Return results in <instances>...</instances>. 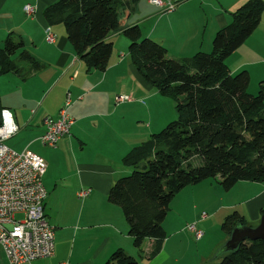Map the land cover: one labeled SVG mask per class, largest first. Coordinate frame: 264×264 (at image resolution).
<instances>
[{"label":"crops","instance_id":"crops-1","mask_svg":"<svg viewBox=\"0 0 264 264\" xmlns=\"http://www.w3.org/2000/svg\"><path fill=\"white\" fill-rule=\"evenodd\" d=\"M56 1H22L24 10L27 4H31L35 12L31 15L27 13L31 20L24 33L26 37L19 35L25 48L44 66L32 70L31 63L24 61L29 65H21L20 60L22 74L9 72L0 75V109L9 107L20 129L25 124L23 132L31 134L29 144H35L38 138L35 136L45 131L47 118L59 117L68 93L71 94L68 110L75 120L70 134L65 135L56 147L48 146L50 148H46L42 155L47 163L43 176L48 192L44 210L54 226L55 254L21 264H104L118 248L148 264L147 258L142 255L146 253L152 263L154 257L150 258L149 253L157 240L147 238L142 249H138L122 207L108 198L115 181L132 170L123 162V157L154 134L152 108L140 109L138 102L142 96H147V99L154 97L149 92L142 93L144 85L150 89L152 86L135 68L129 53L130 40L122 31L109 37L114 47L107 69L88 71L85 62L78 58L63 24L49 25L44 17L45 8ZM247 1L178 0L174 12L163 13L150 0H138L133 12L127 13L124 25L138 24L143 36L162 43L171 57L188 58L199 51L211 52L216 33ZM4 2L0 0V8ZM48 26L56 36L54 42L46 38ZM14 28L15 25L9 23L0 26V48ZM33 32L37 34L33 35ZM16 56L18 59V53ZM227 64L232 73L249 70V91L258 92L259 82L264 79V12L260 25L227 58ZM130 91L132 100L116 102L117 95L129 94ZM141 110L147 112L148 122L140 119ZM205 181L187 185L174 196L172 203L186 194L201 192ZM86 189L90 190L88 195L80 196V192ZM221 189H216L220 199L229 193H236V201L228 204V208H237L246 217L247 225L255 227L260 224L264 209V180H240L230 190ZM214 205L212 203L210 208L216 215L221 206ZM194 209L191 221H196L194 223L199 226L202 214L198 205ZM190 223L171 222L172 229L164 225L167 238L155 257L163 253L169 255L170 250L183 245V233L187 232ZM201 223L207 232L215 227V223L219 226L218 222ZM205 237L208 236L204 233L203 240L199 239L198 243L211 244L214 252L222 249L221 253L230 238L224 233L217 235L213 241L209 237L204 241ZM213 255L212 258L219 257L220 253ZM0 264H10L1 244Z\"/></svg>","mask_w":264,"mask_h":264},{"label":"trees","instance_id":"trees-1","mask_svg":"<svg viewBox=\"0 0 264 264\" xmlns=\"http://www.w3.org/2000/svg\"><path fill=\"white\" fill-rule=\"evenodd\" d=\"M137 1L57 0L45 8L44 17L49 25H65L88 71L107 69L114 47L109 37L122 31L131 41L129 53L138 73L152 87L176 97L178 119L123 157L133 171L117 179L108 196L122 207L138 249L147 238L157 240L152 258L167 238L164 221L172 199L184 187L218 176L226 190L240 180H264V79L258 92L251 93L249 70L232 73L227 64L260 25L264 0H249L237 9L216 33L211 52L180 59L171 57L162 43L144 37L138 24L124 25ZM12 33L0 48V75L21 73L20 60L31 63L32 70L44 66L25 48L23 38ZM239 225H247V219L235 210L222 231L231 236ZM220 256L219 264H264V239H245ZM104 264L144 263L118 248Z\"/></svg>","mask_w":264,"mask_h":264},{"label":"built area","instance_id":"built-area-1","mask_svg":"<svg viewBox=\"0 0 264 264\" xmlns=\"http://www.w3.org/2000/svg\"><path fill=\"white\" fill-rule=\"evenodd\" d=\"M161 8L163 13L174 12L178 0H150ZM31 15L35 12L31 4L25 6ZM47 40L54 42L55 34L51 27L46 28ZM132 100V95L119 94L116 102ZM71 94L61 108L59 117L47 118L46 129L40 137L45 145L56 147L60 140L70 134L74 118L69 113ZM20 127L13 111L9 107L0 109V244L3 246L10 264L32 262L38 258L51 257L55 254L54 226L48 220L44 202L48 196L43 183L47 163L43 156L28 149L21 152L6 144ZM89 189L82 190L80 196H86ZM20 215V216H19ZM207 213L202 214V218ZM197 240L204 236V231L196 223L188 225Z\"/></svg>","mask_w":264,"mask_h":264},{"label":"rangeland","instance_id":"rangeland-1","mask_svg":"<svg viewBox=\"0 0 264 264\" xmlns=\"http://www.w3.org/2000/svg\"><path fill=\"white\" fill-rule=\"evenodd\" d=\"M6 2L3 3V5L0 8V26H4L5 24L9 23L11 25H15V28L13 30V36H17L20 34L24 35L27 27L29 26V20H31L27 12L24 10L23 2L24 0H4ZM28 22V23H27ZM64 28L65 25L63 24ZM37 34L36 32H33V35ZM25 36V35H24ZM26 37V36H25ZM45 35L43 34V38ZM44 40H46L44 38ZM129 40V39H128ZM131 43V41H130ZM50 44V43H46ZM3 47V44L2 46ZM17 54L13 55L12 58L15 60L17 59ZM20 62V61H18ZM21 65L28 66L29 64L27 62L21 61ZM144 91L142 93L146 94L147 92L151 93V96H154L151 99H147V96H142L141 98H138L139 102V108L143 109L149 108V106L152 108L151 111L153 112L154 118H155V126L152 130L153 133L160 132L163 128H165L168 123L178 119V112L176 109L177 100L176 97H174L171 94H164L160 92L156 87H152L150 89L149 87L145 86ZM146 90V91H145ZM152 92H155L154 94ZM257 93V92H256ZM128 95H132L131 91ZM134 96H137V94H134ZM10 97H12L10 95ZM142 104V105H141ZM139 117L145 122H148V115L146 111H140ZM157 125V126H156ZM25 128V124L21 125V129L11 138L6 140V144L9 145L11 148L16 149V151H23V150H30L37 154L43 155V151L48 147L49 145L45 146V144L42 143L40 137L43 135L39 134L35 142V144H29L28 139H30L29 136L31 134L27 131L23 132V129ZM29 128V127H28ZM30 129H35V127H30ZM41 135V136H40ZM151 138H148L149 140ZM144 140V141H147ZM142 144V143H140ZM200 162H197L199 164ZM133 171V168L129 174H131ZM128 174V175H129ZM220 177L216 179H207L205 181V185L201 192L197 193H189L186 194L185 197L181 199H175L173 203L170 204V210L168 212V215L164 221V225L168 226L169 229H172L170 226L171 222H196L191 221L192 215L195 213L197 205L199 207L200 214H203L204 212L207 213V217L200 219L198 222L199 226H197L199 229L203 230L204 233L211 238L210 240L217 239V235L223 234L222 231V223L225 221L226 217L233 213L236 209L234 208H228L227 205L230 203H234L236 200L234 197L236 196V193H229V195H225L224 199H220V195L216 193V189L219 188L221 190H226L221 184H220ZM204 184V183H203ZM226 192V191H224ZM214 203V206H221L218 212H216V215L213 213V209L210 208V205ZM189 214V215H188ZM20 216V215H19ZM201 222H218L219 226L215 223V227L211 228L209 232L205 228L202 227ZM190 223V224H192ZM189 225V224H188ZM183 236H185V240H183V245L180 247L170 250L169 255L166 253H163L159 257H154L152 259V263H150V260L148 259V254L143 253V257L147 258L146 262L148 264H219L221 257L216 256L215 258H212L215 256L216 253H220L222 249H219L217 252H214V250L210 247L211 244H199L201 240H197L195 233L190 230L187 226V232L183 233ZM208 237H205L204 241L208 239ZM205 243V242H204Z\"/></svg>","mask_w":264,"mask_h":264},{"label":"water","instance_id":"water-1","mask_svg":"<svg viewBox=\"0 0 264 264\" xmlns=\"http://www.w3.org/2000/svg\"><path fill=\"white\" fill-rule=\"evenodd\" d=\"M245 239H264V214L260 224L255 227L249 225H239L235 227L229 240L224 246V250L236 249Z\"/></svg>","mask_w":264,"mask_h":264}]
</instances>
